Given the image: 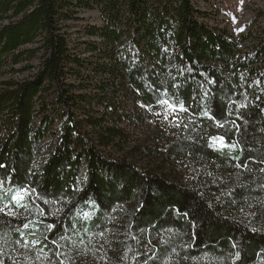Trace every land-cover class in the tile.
<instances>
[{
  "label": "trees",
  "instance_id": "16d2710c",
  "mask_svg": "<svg viewBox=\"0 0 264 264\" xmlns=\"http://www.w3.org/2000/svg\"><path fill=\"white\" fill-rule=\"evenodd\" d=\"M81 11L100 25L74 47ZM207 20L192 0H0V264L73 244L99 264H264V11Z\"/></svg>",
  "mask_w": 264,
  "mask_h": 264
},
{
  "label": "rangeland",
  "instance_id": "374dc122",
  "mask_svg": "<svg viewBox=\"0 0 264 264\" xmlns=\"http://www.w3.org/2000/svg\"><path fill=\"white\" fill-rule=\"evenodd\" d=\"M195 6L204 12H209L213 20H207L206 22L210 26L219 25L220 27H227L230 32L235 30H242L245 25L254 18L256 12L264 11V0H192ZM73 22L67 24L66 34L68 41L74 47L81 44V42L88 41L84 29L88 25H100L99 14L97 12L81 11ZM264 26V25H263ZM28 75L19 74L17 78H25ZM102 237L96 239V252H102ZM84 248L79 244H73L67 251V255L64 256L68 261H64L62 258L58 259L47 253L40 252L37 254L35 261L33 255L34 250L31 248H22L18 252V258L20 261H25L26 258L29 264H99L94 259H90L87 253L83 252ZM63 252L62 250L60 251ZM63 254V253H62ZM60 254V256H62ZM90 256V255H89ZM28 258H30L28 260ZM107 264V263H105Z\"/></svg>",
  "mask_w": 264,
  "mask_h": 264
},
{
  "label": "snow or ice",
  "instance_id": "6c2138e0",
  "mask_svg": "<svg viewBox=\"0 0 264 264\" xmlns=\"http://www.w3.org/2000/svg\"><path fill=\"white\" fill-rule=\"evenodd\" d=\"M181 110H186V109H184L183 106H181ZM233 123H235V122H233ZM236 127L238 130L239 126L237 125ZM214 139L218 142V144L221 148H231V147L235 146L233 144H229L225 140L224 137H219V138H214ZM27 195H30L29 190L28 189H21V190H18L16 192V194L12 197V199L16 202L17 205H19L21 203V201H23ZM0 211H2V210H0ZM85 215H87V214H85ZM24 227L26 228V227H28V225L25 224ZM49 227L51 228L52 226L50 225Z\"/></svg>",
  "mask_w": 264,
  "mask_h": 264
}]
</instances>
